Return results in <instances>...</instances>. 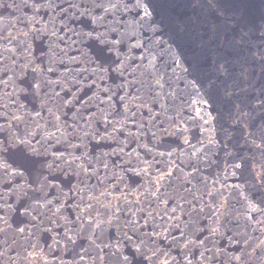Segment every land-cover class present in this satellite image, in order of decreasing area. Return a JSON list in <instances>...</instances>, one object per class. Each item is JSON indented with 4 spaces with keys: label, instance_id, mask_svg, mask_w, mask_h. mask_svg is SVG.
<instances>
[{
    "label": "water",
    "instance_id": "obj_1",
    "mask_svg": "<svg viewBox=\"0 0 264 264\" xmlns=\"http://www.w3.org/2000/svg\"><path fill=\"white\" fill-rule=\"evenodd\" d=\"M0 264H264V0H0Z\"/></svg>",
    "mask_w": 264,
    "mask_h": 264
},
{
    "label": "snow or ice",
    "instance_id": "obj_2",
    "mask_svg": "<svg viewBox=\"0 0 264 264\" xmlns=\"http://www.w3.org/2000/svg\"><path fill=\"white\" fill-rule=\"evenodd\" d=\"M138 6H139V4H138ZM144 15L145 16H148V15H150V12L147 10V8H145V10H144ZM35 87H39V85H35ZM20 143H26L25 141H20ZM237 167H240V165H236ZM125 259H127V257H125Z\"/></svg>",
    "mask_w": 264,
    "mask_h": 264
}]
</instances>
